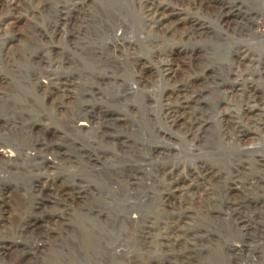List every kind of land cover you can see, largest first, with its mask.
I'll return each mask as SVG.
<instances>
[{
    "label": "rangeland",
    "instance_id": "obj_1",
    "mask_svg": "<svg viewBox=\"0 0 264 264\" xmlns=\"http://www.w3.org/2000/svg\"><path fill=\"white\" fill-rule=\"evenodd\" d=\"M43 1L0 0V264H264V199L228 194L264 169V129L233 132L241 91L264 111V72L230 62L264 59V0H156L142 34L136 0H83L80 31L67 0Z\"/></svg>",
    "mask_w": 264,
    "mask_h": 264
},
{
    "label": "bare ground",
    "instance_id": "obj_2",
    "mask_svg": "<svg viewBox=\"0 0 264 264\" xmlns=\"http://www.w3.org/2000/svg\"><path fill=\"white\" fill-rule=\"evenodd\" d=\"M31 1V0H30ZM95 1V0H94ZM120 1H124V3H126V4H130V1L132 2L133 0H120ZM137 1V4H138V6L140 5H142L143 7H142V9H144L143 10V13L142 14H140V15H142L143 16V18H141L140 16V18L142 19V23H143V25L145 26V27H142V25H140L142 28L140 29L141 30V34L142 33H144V29L146 28V29H149L148 27H147V25H145L146 23V17H151V18H148L150 21H152L154 18H159L158 20L160 21L161 19H163V18H160L161 16V12H160V9L158 8V6L159 5H161V2H159L157 5L155 4V1L156 0H136ZM167 1V0H166ZM60 2V1H59ZM101 2V1H100ZM165 2V1H164ZM3 3V2H2ZM11 2H6V8L7 9H9L10 7H12L11 8V10H16V6L15 7H13V4L11 5L10 4ZM33 3V2H32ZM40 3V2H39ZM64 3H68V4H70V7H71V14L69 15V17H68V23H70V24H73V23H75V24H77L76 25V28H74V29H76L77 31H80V30H86V28H87V26L89 25L88 23H87V17L86 18H80V16H81V14L82 13H84V11H83V7H84V4L86 3V1H83V0H67L66 2H64ZM44 4H47V1H43V0H41V3H40V6L38 5V7H35L33 10H37L39 7H44ZM58 4V3H57ZM169 4V3H168ZM167 4V5H168ZM92 5H94V2H92ZM132 5V4H131ZM133 5H134V3H133ZM164 5V4H163ZM86 6V5H85ZM162 6V5H161ZM239 6V5H238ZM64 7H67V6H64ZM69 7V6H68ZM167 7V6H166ZM19 8V7H18ZM33 8V7H32ZM62 8V7H61ZM131 8V7H130ZM239 8H240V6H239ZM27 9V8H26ZM100 9H104V11H105V13H104V18L105 19H107L108 20V23L110 24V25H112V27H114V28H116V33H117V35H115V37H116V39H118V37H122L123 35H124V38H125V33H126V31H127V29H129L130 27L129 26H127L126 24H125V22L124 21H122V20H120V19H118V18H116V17H114V16H110L106 11V6L104 5V3H101V4H99L98 5V11L100 10ZM97 10V9H96ZM141 10V9H140ZM4 11V10H3ZM38 11V10H37ZM138 11H139V9H138ZM169 11V10H168ZM171 11H172V9H171ZM7 12V11H6ZM89 12V11H88ZM103 12V11H102ZM101 12V13H102ZM162 12H163V10H162ZM33 14V13H32ZM36 14V13H35ZM63 14V13H62ZM139 14V13H138ZM168 14V13H167ZM6 15H7V13H6ZM87 15V14H86ZM162 15H163V13H162ZM4 16H5V14H4ZM8 16V15H7ZM260 16L261 17H264V5H263V7H262V9H261V13H260ZM9 17V16H8ZM165 17V16H164ZM254 17V16H253ZM4 18V17H3ZM14 18V17H13ZM0 20H2V19H0ZM221 20V19H220ZM227 20V19H226ZM157 21V20H156ZM4 22V21H3ZM177 22V21H176ZM249 22L251 23V25L254 23L255 25L253 26V28L254 27H256L257 25H258V22L256 21V19H254V18H251L250 17V19H249ZM1 24H2V22H0ZM169 23V22H168ZM83 24V26H81ZM157 24H159V23H157ZM171 24V23H170ZM174 24V23H173ZM227 24V23H226ZM226 24H225V26H226ZM166 25V24H165ZM169 25V24H168ZM130 26H131V24H130ZM172 26V25H171ZM170 26V27H171ZM173 27V26H172ZM251 27V26H250ZM162 28H163V26H162ZM72 29V28H71ZM113 30V29H112ZM130 30V29H129ZM150 30V29H149ZM237 30V29H236ZM253 30V29H252ZM75 31V30H74ZM132 31V30H131ZM240 31V30H239ZM61 32V31H60ZM72 32H73V29H72ZM150 32H153L152 30H150ZM164 32V31H163ZM118 33H119V36H118ZM166 33V32H165ZM173 33V32H172ZM241 33V32H240ZM252 34V33H251ZM129 35V34H128ZM162 36V35H161ZM27 37V36H26ZM66 38H69L70 40H71V42L74 44L73 46H74V50L76 51V52H78V54L77 55H81V56H83L82 55V53H83V48H82V46H81V43H80V39L78 38V36H77V34H75L74 32L73 33H71L70 35H68V33H66V36H65ZM126 37H128V36H126ZM62 38V37H61ZM65 38V39H66ZM123 38V39H124ZM164 38H165V36H164ZM122 39V40H123ZM128 39H130L129 37H128ZM127 40V39H126ZM126 40H124V42L126 41ZM65 41V40H64ZM132 42V41H131ZM137 42H138V40H137ZM140 42V41H139ZM155 42V41H154ZM129 43H130V41H129ZM133 43V42H132ZM160 44H161V42H159ZM164 43V42H163ZM127 44V43H126ZM140 44V43H139ZM91 46V45H90ZM163 46V45H162ZM86 48H87V46H85ZM118 46L117 45H115V48H117ZM155 50V49H154ZM163 51H164V49H163ZM172 51V50H171ZM2 51H1V49H0V53H1ZM158 52L160 53V51L158 50ZM162 52V51H161ZM232 52V55L234 56L233 58H234V60L233 61H230L231 62V64L232 65H240V62H242L243 60H245L246 62H247V68H248V71H251V70H258L259 72H258V74H261V71L262 72H264V59L263 60H259V59H254L253 57H252V55H251V53H249L248 51H246V50H243V49H235L234 51H231ZM84 53H86V55H87V58L88 59H91V58H93L94 57V55L96 54L95 53V51H93V49H91V50H89V51H87V52H84ZM134 53V52H133ZM178 53H180V54H182L183 52L182 51H179ZM253 53V52H252ZM258 53H260L259 55L261 56V55H263V57H264V50H261L260 52H258ZM128 54V53H127ZM155 54V53H154ZM160 54H162V53H160ZM1 55V54H0ZM231 55V56H232ZM256 55V54H255ZM133 56L135 57L136 55L135 54H133ZM259 56V57H260ZM128 57V56H127ZM132 57V56H131ZM169 57V56H168ZM99 58H100V55H99ZM138 58V57H137ZM136 58V59H137ZM156 58V57H155ZM96 59V58H95ZM135 59V58H134ZM167 59V58H166ZM174 59V58H173ZM87 60V59H86ZM97 60H99V59H97ZM163 60V59H162ZM83 61V59H81V61H80V57L78 58V59H75V64H77V65H80V63ZM91 61V60H90ZM135 61V60H134ZM137 61V60H136ZM73 62V61H72ZM84 62V61H83ZM82 62V63H83ZM167 62V61H166ZM162 62L161 63V65L164 67V75H167V76H169V75H172L173 74V71L171 70V68H170V64L167 62ZM85 63V62H84ZM94 64V63H93ZM93 64H91V65H93ZM95 64H97L96 62H95ZM95 64H94V69H95ZM84 65V64H83ZM103 66V65H102ZM241 66H243V65H241ZM160 67V66H159ZM97 68H100L99 66H97ZM176 68V67H175ZM160 71V70H159ZM246 71V70H245ZM247 73V72H246ZM245 73V74H246ZM248 74H249V72H248ZM173 76V75H172ZM250 76V75H249ZM258 76V75H257ZM171 77V76H170ZM175 77V76H174ZM175 79V78H174ZM49 81H51V80H49ZM59 81V80H58ZM68 80H61V82H64L63 83V86L66 84V82H67ZM50 84V83H49ZM51 84H52V82H51ZM55 86V85H54ZM58 86V85H57ZM61 86V85H60ZM62 86V87H63ZM60 87H55L54 88V90L56 89V92L55 93H57V92H60V91H58V89H59ZM231 88V87H230ZM62 89V88H61ZM240 89V88H239ZM239 89H237L238 91H239ZM236 90V91H237ZM237 91V92H238ZM62 92H65V90H63ZM170 92V91H169ZM230 92V91H229ZM55 93H53V92H51L50 94L52 95V94H55ZM174 93V92H173ZM224 93V92H223ZM236 93V92H235ZM241 93H243L244 95H246L247 96V102H246V110H245V112L246 111H248V112H246L245 114L247 115V113H248V119H246L247 118V116H245V120H247V122L248 123H246V129H243V130H240L239 129V127L237 128V129H239V130H236V128L234 127V130H233V132H234V135H237L236 136V138L238 137V135H240L237 139H239L240 137H243V136H245L247 133H253L252 132V130L251 129H254L255 127V131H257V130H262V129H264V111L263 110H258V111H260V113L259 114H254V115H252V116H249V113L251 112L250 110L251 109H253V108H255V106H253V105H251L252 103H253V99H254V97H253V95H250V92H248V94H246V89L244 90V92L243 91H241ZM60 94V93H59ZM58 97H60V96H58ZM65 97V96H64ZM62 98V97H61ZM185 98V97H184ZM243 102V101H242ZM243 104V103H242ZM186 106H188V105H186ZM169 113V112H168ZM173 113V115L172 116H170L169 117V119H170V123L173 125V124H175L176 123V121H177V117L175 116V113L174 112H172ZM224 115V114H223ZM228 117V116H227ZM241 117V116H240ZM194 118V117H193ZM227 121V120H226ZM242 121V120H241ZM243 121H244V119H243ZM228 122V121H227ZM232 124V123H231ZM228 125V124H227ZM84 126H87V124H79L78 125V127H84ZM258 126V127H257ZM231 127H233V125L231 126ZM259 127H261L260 129H259ZM223 130V129H222ZM225 130H226V128L224 129V131L222 132L224 135H225ZM223 135V136H224ZM237 139H235V141H237ZM242 140V139H241ZM8 149V148H7ZM26 156H28L27 154H26ZM14 157V154H13V152H11L10 150H6V148H2V150L0 149V160L1 161H4V162H9L12 158ZM46 160H48V159H46ZM54 165V163L53 162H51L48 166H53ZM258 165L259 166H261V167H264V160L263 159H260L259 161H258ZM263 174H264V169L261 171ZM263 174H261L260 175V177H259V179L256 181H252V182H249L248 184H247V186H242V187H238V186H235V185H233V186H231L230 187V189H228L229 191H228V194H231V198H233V199H237V198H241V197H246V202L248 201V202H250V196L254 193V191L255 190H257V192H259L260 194H261V197L264 199V187H259V185L260 184H263L264 183V175ZM190 175V174H189ZM185 177V176H184ZM183 177V178H184ZM177 179H179V178H177ZM174 182V181H173ZM182 182V181H181ZM248 182V181H247ZM180 187H183V186H180ZM179 188V187H178ZM181 189V188H180ZM192 189V188H191ZM178 190V189H177ZM184 190V189H183ZM237 190H239V192L237 191ZM189 191V190H188ZM225 192H226V190H225ZM234 193V194H233ZM227 194V193H226ZM234 195V196H233ZM235 195L236 196H238V197H235ZM228 196V195H227ZM237 201V200H236ZM235 202V201H234ZM242 202V201H241ZM240 202V203H241ZM246 202H245V205H247L246 204ZM173 203V202H172ZM240 203H238V205H241ZM262 203V202H261ZM244 205V206H245ZM261 207H264V206H262V204H261ZM165 229H166V227H165ZM167 230V229H166ZM159 231V230H158ZM160 234V233H159ZM149 235V234H148ZM154 236H156V234H154ZM154 236H153V238H154ZM157 236H158V233H157ZM160 237V236H159ZM162 237V236H161ZM168 237V236H167ZM152 238V239H153ZM150 239V238H149ZM156 239V238H155ZM157 240V239H156ZM158 241V240H157ZM168 241V240H167ZM151 242V241H150ZM153 243V242H152ZM152 243H150V244H152ZM156 244V243H155ZM154 244V245H155ZM161 245V244H160ZM168 245V244H167ZM163 246V245H162ZM166 246V245H165ZM156 248V247H155ZM168 250V249H167ZM166 253V252H165ZM163 254H164V252H163ZM165 255V254H164Z\"/></svg>",
    "mask_w": 264,
    "mask_h": 264
}]
</instances>
